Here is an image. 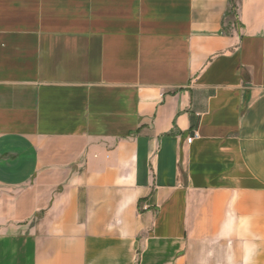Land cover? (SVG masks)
<instances>
[{
    "label": "crops",
    "instance_id": "crops-1",
    "mask_svg": "<svg viewBox=\"0 0 264 264\" xmlns=\"http://www.w3.org/2000/svg\"><path fill=\"white\" fill-rule=\"evenodd\" d=\"M0 264H264V0H0Z\"/></svg>",
    "mask_w": 264,
    "mask_h": 264
},
{
    "label": "built area",
    "instance_id": "built-area-1",
    "mask_svg": "<svg viewBox=\"0 0 264 264\" xmlns=\"http://www.w3.org/2000/svg\"><path fill=\"white\" fill-rule=\"evenodd\" d=\"M197 136H198V133H197V132H194L192 136H190V137H188V138L186 139V142H187V143H191V141H192L194 138H196Z\"/></svg>",
    "mask_w": 264,
    "mask_h": 264
}]
</instances>
